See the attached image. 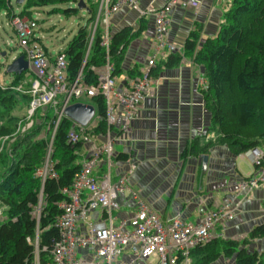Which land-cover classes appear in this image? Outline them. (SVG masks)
<instances>
[{"label": "built area", "instance_id": "2783aa9c", "mask_svg": "<svg viewBox=\"0 0 264 264\" xmlns=\"http://www.w3.org/2000/svg\"><path fill=\"white\" fill-rule=\"evenodd\" d=\"M138 2L100 1L96 20L93 23V19L88 25L81 66L72 78L68 74L69 63L65 51L52 53L47 49L38 33V21L19 14L11 15L10 23L20 48L18 55L22 54L27 61V68L21 73V80L15 89L29 96L26 110L29 123L41 120L47 134L44 138V164L37 169L41 183L46 178H57L52 160L53 141L63 119L69 122L67 141L80 145L76 151L80 167L74 173L72 183L60 190L65 199L57 203L59 212L54 218L59 237L49 250L47 264H191V251L216 237L217 226L234 220L239 203L255 190L264 188V146L250 148L238 155L249 162L253 172L242 177L217 206L200 203L198 219L194 222L185 221L180 211L163 220L130 184L138 164L132 155L125 161L117 160L118 152L114 151L113 146L122 144L127 148L132 147V124L141 118L142 105L157 83L151 71L165 54L180 52L166 40L169 14L176 6L199 5L197 0H167L159 7L141 11V15L149 14L153 18L154 33L148 56L143 66L137 68L138 72L133 76L127 74L115 85L116 75L108 56L112 36L110 17L123 6L137 7ZM73 4L76 6L77 1ZM100 15L102 21L98 30ZM97 30L100 45L106 52L105 62L101 66L90 67L96 80L95 83H88L82 74L83 67ZM201 78L202 89H206V80L203 76ZM99 95L105 105L104 131L96 129L100 116L95 112L93 98ZM81 97L90 101H81ZM77 102L93 106V115L86 124L75 121L65 113L68 106ZM49 107L53 108L54 113L46 120ZM39 108L43 110V116L36 119L35 112ZM122 209L128 210L126 216H120ZM259 209L264 218V205H260ZM41 210L40 199L33 208L37 220ZM33 245L34 252L39 256L38 231ZM35 264H39L38 258Z\"/></svg>", "mask_w": 264, "mask_h": 264}, {"label": "trees", "instance_id": "16d2710c", "mask_svg": "<svg viewBox=\"0 0 264 264\" xmlns=\"http://www.w3.org/2000/svg\"><path fill=\"white\" fill-rule=\"evenodd\" d=\"M76 1L26 0L19 15L27 12L26 8L30 6L53 5L55 8L52 11H55L60 10V5ZM8 8L11 10V6ZM63 12L77 13V8L66 7ZM89 12H92L89 18L64 50L70 78L78 72L84 56L88 25L94 19L93 8ZM134 34L129 26L112 33L108 56L113 74L123 70L125 48ZM197 39L198 34L192 32L185 41L184 49L193 52V59L203 68L206 89H201V93L211 123L218 132L217 142L225 145L234 156L250 148L264 146V0H231L218 34L204 40L199 48H196ZM105 55L98 33L83 67L86 82L95 83L90 67L101 66L105 62ZM180 59V53H171L163 64L166 67L175 66ZM136 72L135 67L127 70L129 76ZM151 72L154 74V69ZM13 75L10 85L15 91L12 89L7 96L6 92L11 89H2L0 85V138L4 130H8L6 133L16 130L20 116L14 112L28 107L27 94L20 92L26 106L14 98L19 92L15 86L22 75ZM93 103L100 116L96 129L104 131L103 98L96 96ZM43 125L41 120L34 121L32 128L10 142V147L4 152L0 145V209L5 215L0 221V264H34L33 240L36 231L39 237V264H47L49 250L59 237V231L54 226V218L59 212L57 203L65 199L60 190L72 183L74 173L80 167L76 154L80 145L67 141L69 122L63 119L53 141L52 160L57 178H46L42 184L35 171L44 164L46 140L34 141L33 137ZM4 138L6 143L8 139L6 136ZM208 148L209 144L199 146L195 143L187 149V153L199 157L207 153ZM127 156L126 153H118L117 160L125 161ZM40 199L42 210L37 220L33 208ZM248 237L264 238V222L251 227ZM43 247L46 249L43 250ZM221 256L231 259L230 264H264L261 252L248 251L234 240L218 237L196 246L190 253V261L191 264H215Z\"/></svg>", "mask_w": 264, "mask_h": 264}, {"label": "crops", "instance_id": "0c3cea01", "mask_svg": "<svg viewBox=\"0 0 264 264\" xmlns=\"http://www.w3.org/2000/svg\"><path fill=\"white\" fill-rule=\"evenodd\" d=\"M97 1L100 4L101 0ZM166 1L139 0L137 7L123 6L111 15L112 33L125 26L135 33L125 48L124 71L143 66L153 40L152 15H141V11L159 7ZM197 1V7L176 6L169 14L166 40L179 49L181 59L171 67L163 64L169 54L158 59L153 74L157 83L142 105L141 118L133 122L130 130L132 147L122 145L120 152L136 160L138 167L130 184L163 220L180 211L185 221H196L200 203L217 206L242 177L253 172L247 160L234 156L217 142L218 132L211 123L201 93V77L205 79L203 68L193 59L194 53L184 49L192 32L198 34L196 48L218 34L231 0ZM127 76L124 73L120 80ZM195 143L209 144L205 168L198 156L187 153ZM238 159L247 161L250 166L242 165ZM260 205H264V188L255 190L239 203L234 220L217 226L216 237L234 234L238 238L240 233L248 234L256 223L264 222ZM126 211L122 209L120 216H126ZM249 240V245H253L251 251L264 255V238Z\"/></svg>", "mask_w": 264, "mask_h": 264}, {"label": "rangeland", "instance_id": "374dc122", "mask_svg": "<svg viewBox=\"0 0 264 264\" xmlns=\"http://www.w3.org/2000/svg\"><path fill=\"white\" fill-rule=\"evenodd\" d=\"M86 8L84 9H79L76 6H74L73 3L71 4H63L60 5V10H55L52 11L55 6L53 5H47V6H30L27 7L26 9L28 10L25 13L20 14L21 16H27L31 18H35L38 21V33L41 34L42 36V42L45 46H47V49L54 53L56 51H62L67 48L69 45L70 41L77 35L78 29L83 26L86 22V20L89 18V15L92 12H89V9L94 12V20L93 23L96 20L97 12L99 10V2L97 0H83ZM26 4V0H24L23 3H16L15 0H0V8H3L0 10V85L1 88H9L11 89L9 92H6L7 96L11 93L12 86L10 85V82L13 79V74L7 73L6 72V67L7 65L20 53V48L17 46V36L16 32L12 28V25L10 23V14H19L24 8V5ZM11 6V10L8 8ZM66 7L70 8H77V13L72 12L70 14L64 13L63 9ZM92 7V8H91ZM8 8V9H7ZM11 13L9 14V12ZM102 21V15L98 18V30L101 28L100 27V22ZM97 30V34H98ZM2 52L5 53V55H2ZM125 73L124 70L119 72L116 75L115 79V85H118V82ZM15 91V90H14ZM16 96L14 95V98L21 104L25 105L23 103V100H21V93L17 92ZM81 101H90L85 97L80 98ZM95 106V105H94ZM27 109H22L21 111L16 110L14 112L15 115H19V119L17 121V128L13 132L6 133L8 130H4L3 136L0 138L1 142L0 145L3 146V152L6 151L11 144L10 142L15 141V139L22 135L24 132H28L32 127V124L29 123V119L26 117L27 115ZM95 112L97 114V108L95 106ZM53 108L49 107L47 110V115H46V120L50 119L53 116ZM43 116V110L39 108L35 112L34 118L37 119V117ZM31 125V126H28ZM31 127V128H30ZM11 128V127H10ZM9 128V129H10ZM8 139L7 142L5 143V137ZM47 136L46 134V129L43 126L40 131L37 132L36 136L33 137V140H40L44 139ZM126 145H124V148ZM114 151L117 152H122L123 151V146L122 144H114L113 146ZM245 160V159H244ZM239 162H242L241 164H248L247 161H241L238 159ZM249 165V164H248ZM246 166V165H245ZM250 166V165H249ZM247 167V166H246ZM0 169H2L1 164H0ZM37 175V170L35 171ZM114 172V171H113ZM115 214V212H114ZM5 218L4 212L0 213V221ZM120 218V217H119ZM117 222V221H116ZM223 240L231 239L234 240V242H237V244L244 245L246 246L248 251H251L253 249V245H249V237L247 232L245 234L240 233L239 237H235V235H227L222 238ZM256 246V244H255ZM39 259V256H37L36 252H34V257H33V263H36V259ZM231 259L226 258L224 256L219 257V259L215 262L217 263H222V264H230Z\"/></svg>", "mask_w": 264, "mask_h": 264}, {"label": "water", "instance_id": "95a60500", "mask_svg": "<svg viewBox=\"0 0 264 264\" xmlns=\"http://www.w3.org/2000/svg\"><path fill=\"white\" fill-rule=\"evenodd\" d=\"M15 2L20 4L23 3L24 0H15ZM76 7L84 9L86 8V5L83 0H78ZM2 55H5V53L2 52ZM26 68L27 61L23 58V55L20 54L7 65L6 72L10 74H21L24 70H26ZM93 112L94 109L92 105L81 102L73 103L65 109V113L69 117L81 124H86L92 117ZM207 159L208 156L206 154H201L199 156V160H201L203 168L207 166Z\"/></svg>", "mask_w": 264, "mask_h": 264}, {"label": "clouds", "instance_id": "9594fccd", "mask_svg": "<svg viewBox=\"0 0 264 264\" xmlns=\"http://www.w3.org/2000/svg\"><path fill=\"white\" fill-rule=\"evenodd\" d=\"M78 1V0H77ZM17 57V56H16Z\"/></svg>", "mask_w": 264, "mask_h": 264}]
</instances>
